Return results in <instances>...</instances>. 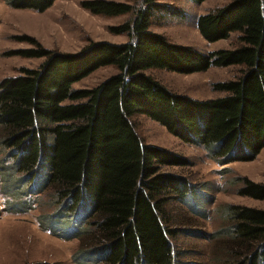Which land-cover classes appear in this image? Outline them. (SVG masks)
Wrapping results in <instances>:
<instances>
[{"label": "trees", "instance_id": "obj_1", "mask_svg": "<svg viewBox=\"0 0 264 264\" xmlns=\"http://www.w3.org/2000/svg\"><path fill=\"white\" fill-rule=\"evenodd\" d=\"M5 1L45 12L57 0ZM135 1H81L94 15L132 13L131 20L109 27L128 34L127 42L89 40L79 51L62 52L30 35H14L32 47L5 55L45 60L0 80V180L12 198L8 209L26 212L35 196L52 190L56 209L40 224L81 241L76 264H186L190 251L177 244L182 235L220 245L208 264H264L263 208L228 204L224 226L211 234L173 224L172 203L202 218L206 204L186 175L163 169L190 161L148 144L137 121L152 118L184 142L204 147L220 166L256 160L264 149V0H230L201 15L198 29L209 42L238 33L234 47L207 53L151 29L159 15L180 14L176 7ZM109 65L119 72L95 88H73ZM214 66L238 70L213 83L223 96L206 100L174 92L146 73L158 68L192 74ZM236 182L239 195L264 200V181L243 176Z\"/></svg>", "mask_w": 264, "mask_h": 264}, {"label": "rangeland", "instance_id": "obj_2", "mask_svg": "<svg viewBox=\"0 0 264 264\" xmlns=\"http://www.w3.org/2000/svg\"><path fill=\"white\" fill-rule=\"evenodd\" d=\"M82 0H57L45 12L10 7L0 0V80L6 76L19 74L20 68H38L44 58H26L19 55H5L10 50L30 48L28 42L15 40L14 35L27 34L35 37L43 46L62 52H76L89 43V40L123 43L129 40L128 34H115L110 26L120 25L131 20L132 13L116 16L94 15L81 6ZM137 4L135 0H114ZM176 7L180 14H162L154 18L151 29L164 34L174 43L190 45L202 52L234 47L238 33L228 39L209 42L198 29V18L230 0H205L196 3L192 0H160ZM236 66L211 67L207 71L183 74L165 69H148L162 84L174 92L186 94L200 100L224 95L213 89V83L232 78ZM115 65L104 66L89 76L73 84L74 89L95 88L109 77L117 74ZM144 139L148 144L163 147L185 156L189 161L186 167H163L166 171L186 175L201 192V204H206L208 216L193 215L184 205L172 203L170 211L176 227L198 229L213 233L224 226L223 208L228 204H240L264 209V200L241 196L237 189L241 186L236 180L247 176L255 181H264V150L251 162H234L220 166L208 157L204 147L189 144L174 136L167 129L147 116H138ZM1 155V154H0ZM228 168V172L224 169ZM223 170V171H222ZM0 180V264H76L73 255L80 247L78 238L65 240L49 232L40 224V218L51 214L56 206L52 205V190L34 197L33 207L26 211L8 209L7 197L2 192ZM204 207V206H203ZM65 226L62 227L64 229ZM68 227V226H67ZM178 246L187 252L186 264H208L213 249L220 245L210 238H193L182 235Z\"/></svg>", "mask_w": 264, "mask_h": 264}, {"label": "crops", "instance_id": "obj_3", "mask_svg": "<svg viewBox=\"0 0 264 264\" xmlns=\"http://www.w3.org/2000/svg\"><path fill=\"white\" fill-rule=\"evenodd\" d=\"M218 82V81H217ZM223 96V95H222ZM264 150V149H263Z\"/></svg>", "mask_w": 264, "mask_h": 264}]
</instances>
